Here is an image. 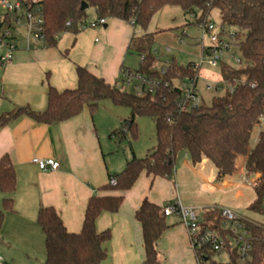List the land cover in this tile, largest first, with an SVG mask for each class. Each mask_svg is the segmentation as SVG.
Wrapping results in <instances>:
<instances>
[{
	"label": "trees",
	"instance_id": "obj_1",
	"mask_svg": "<svg viewBox=\"0 0 264 264\" xmlns=\"http://www.w3.org/2000/svg\"><path fill=\"white\" fill-rule=\"evenodd\" d=\"M24 0L28 7L34 5ZM92 6L96 18H119L133 29H145L152 15L165 5L177 6L183 15L193 16L194 22L203 25L212 9L220 15L219 26L231 33L232 43L239 52L238 67L225 61L219 63L220 80L231 82V90L212 96L209 104L203 100L197 108H181L177 103L182 95L177 85L198 76L200 68L193 61L186 64L176 62L171 56L163 64L153 51L156 32L132 35L126 51L143 56L134 70L157 79L158 85L152 92L141 95L125 91L115 84L94 74L84 65L76 64V83L73 87L58 90L47 87V105L36 111L20 106L0 113V126L8 120L26 115L36 122L57 123L80 113L86 106L94 111L98 102L109 99L117 106L129 110L128 121L122 120V127L111 130L109 136L136 135L135 117L147 116L154 123L155 145L143 157L132 156L118 172L108 173L107 182L100 186L103 193L92 195L84 208L81 227L68 231L53 206L40 207L36 222L44 234L45 257L43 264H101L106 257L105 242L110 230L97 231L95 219L103 211L116 212L122 201V192L132 186L141 172L171 179L173 177V154L185 151L191 163L206 158L214 167L216 181L231 176L237 170L239 157H245L244 173L253 177L254 200L248 208L264 216V130L249 150L252 128L259 123L264 108V0H38L43 17L44 46H55L57 36L65 31L77 33L85 22L86 13L81 3ZM15 13L5 12L1 19L12 25ZM188 21V20H187ZM189 22V21H188ZM65 53V52H64ZM125 68V66H121ZM160 68H165L160 73ZM115 183L111 184L109 179ZM15 189V174L8 155L0 156V191L4 194L0 207V226L5 210L12 209L11 194ZM143 198L134 212L142 234L144 259L139 264H160L157 241L169 227L162 206ZM250 230L251 249L248 257L241 259L231 223L224 227L218 206H214L200 227L218 231L225 245L220 250L204 248L194 253L197 264H264V222L240 218ZM226 250L228 259L217 261L216 253Z\"/></svg>",
	"mask_w": 264,
	"mask_h": 264
},
{
	"label": "crops",
	"instance_id": "obj_2",
	"mask_svg": "<svg viewBox=\"0 0 264 264\" xmlns=\"http://www.w3.org/2000/svg\"><path fill=\"white\" fill-rule=\"evenodd\" d=\"M132 35H136L135 29L126 21L106 18L104 24L94 28L60 33L55 46L30 39L16 42L10 59L0 62V113L20 106L45 109L48 85L58 90L73 87L76 64L86 66L110 84L116 85L120 78L124 86L121 66H125ZM6 53L0 46V58ZM120 107L102 99L94 111L84 106L77 115L57 123L36 122L19 115L0 126V156L8 155L15 174L12 209L4 211L0 226V264H37L32 257H45L44 234L36 222L39 208L53 206L65 228L78 231L87 200L103 193L100 186L107 182V174L123 169L132 156L139 157L132 148L129 156H107L112 151L110 118ZM122 120L125 118L118 121ZM36 158H52L59 166L41 170ZM244 162L245 157H239L236 172L216 181L214 167L206 158L193 164L181 150L173 154L171 179L141 172L122 192L118 210L103 211L95 219L97 231L110 230L101 264H139L144 259L141 227L134 219L143 198L156 204L178 200L185 207H227L224 196L232 199L235 191L252 189L262 180L248 181ZM258 175L261 173L255 177ZM3 197L0 191V207ZM253 200L254 196L247 200V207ZM166 217L169 227L157 241L160 264H197L179 216Z\"/></svg>",
	"mask_w": 264,
	"mask_h": 264
},
{
	"label": "rangeland",
	"instance_id": "obj_3",
	"mask_svg": "<svg viewBox=\"0 0 264 264\" xmlns=\"http://www.w3.org/2000/svg\"><path fill=\"white\" fill-rule=\"evenodd\" d=\"M4 13L5 8L0 5V18ZM85 13L86 22L93 21L96 17L92 6L87 7ZM208 20L213 22L216 26H219L220 15L217 9L211 10ZM182 31H184V34H182ZM143 32H156L152 46L153 49L156 50V55L162 64L171 56H174L176 62L179 64H186L189 61L197 62L201 55V47L209 45L207 35L204 34L202 27L194 22L193 16H184L181 9L173 5H165L157 10L152 15L145 29L140 27L135 28L136 35L142 34ZM178 36L181 37V41H179ZM220 37L221 39H226L227 35L220 32ZM25 40L26 33L24 27L22 24L17 25L14 41L24 43ZM220 52L222 53L221 59L223 61L230 66L238 67V63L232 59V56L234 58L239 57V52L234 43H231L228 50H220L218 55H220ZM203 58H206L205 53L203 54ZM138 63L139 58L137 54L128 52L124 65L130 68H137ZM220 79L219 65L211 67L207 63L202 64L199 70L197 87L206 104L210 103L212 96L221 95L225 91V82ZM206 83L211 86L217 84L219 88L211 87L207 89L205 87ZM116 86L118 88L122 87L125 91L135 93L133 86H121L120 78L117 79ZM117 110H119L118 113L112 112L110 118V122L112 123L111 130L122 127V122L118 121L119 118H125V120L128 121L129 110L126 107H120V109ZM125 110L127 114L124 115L123 112ZM135 124V136L128 133L125 137L118 134L110 137L112 151L107 156H129V154H131L130 149L132 148L137 156L143 157L151 150L152 146L155 145L153 121L147 116L140 115L135 117ZM261 130H264V119L253 126L249 139V147L253 146ZM253 177L255 178V176ZM247 179L248 181L251 180V182L254 180L252 177H248ZM246 185L249 186L250 184L247 183ZM235 193L236 195L232 199H225L224 196L225 205L241 216L258 222H264V216H261L247 207V200L254 196L252 189L246 187L243 188L242 191H235ZM165 218L167 219L168 217ZM41 257L42 256L39 255L32 258L33 261L35 260L37 264H39L42 263L44 259V257ZM21 258L23 257L21 256ZM214 258L217 261H226L228 259L227 251L222 250L216 253Z\"/></svg>",
	"mask_w": 264,
	"mask_h": 264
},
{
	"label": "built area",
	"instance_id": "obj_4",
	"mask_svg": "<svg viewBox=\"0 0 264 264\" xmlns=\"http://www.w3.org/2000/svg\"><path fill=\"white\" fill-rule=\"evenodd\" d=\"M33 7H28L24 4V0H0V5L5 8V12L15 13V18L12 21V25L6 24L0 18V46L6 49L5 56L0 58V62L4 63L11 57V52L16 48L15 30L16 26L22 24L25 29L27 41L30 39L34 42H41L44 39L43 32V17L41 7L38 5V0H30ZM105 17L95 18L93 21L84 22L79 26L80 30L94 28L97 25L105 23ZM204 34L207 35L209 45L201 47V55L197 62H194L195 67L201 68L203 63H207L211 67L219 65L221 59L220 50H228L232 43L231 33L223 31L222 27L216 26L210 20H207L205 24L201 25ZM220 32L227 35L226 39H221ZM184 34V31H182ZM179 41L181 37L178 36ZM154 53L156 50L153 49ZM206 54V58H203V54ZM139 63L142 62L143 56H139ZM232 59L239 64V58ZM160 73L165 72V68H160ZM121 74L124 77L123 84L133 86L135 93L141 95L145 91L152 92L158 85V81L155 78L136 72L134 69L122 68ZM198 76L192 77L177 84L182 91V95L178 100V105L181 108H197L200 106L203 98L197 87ZM207 89L211 87L219 88L217 84L205 85ZM233 87L231 82H225V88L231 90ZM259 122L264 119V108L258 117ZM35 162L41 170H55L59 164L52 158H36ZM111 184L115 181L113 178L109 179ZM214 207V206H213ZM213 207H185L178 200H173L168 204L162 206L161 214L164 216L175 214L179 216L182 224L185 226L189 243L194 253L202 251L208 247L212 250H220L225 245L223 236L216 230L209 228H201L199 222H201L205 216L210 212ZM222 217V223L224 227H227L231 223V230L233 232L232 244L237 246L241 259L248 257L249 250L251 249L250 230L245 226L244 222L240 218H245L240 214L232 211L228 207H219ZM1 261V257H0Z\"/></svg>",
	"mask_w": 264,
	"mask_h": 264
},
{
	"label": "water",
	"instance_id": "obj_5",
	"mask_svg": "<svg viewBox=\"0 0 264 264\" xmlns=\"http://www.w3.org/2000/svg\"><path fill=\"white\" fill-rule=\"evenodd\" d=\"M81 7L84 8V9H86L87 8V4L85 2H82L81 3Z\"/></svg>",
	"mask_w": 264,
	"mask_h": 264
},
{
	"label": "bare ground",
	"instance_id": "obj_6",
	"mask_svg": "<svg viewBox=\"0 0 264 264\" xmlns=\"http://www.w3.org/2000/svg\"><path fill=\"white\" fill-rule=\"evenodd\" d=\"M253 182V181H252Z\"/></svg>",
	"mask_w": 264,
	"mask_h": 264
}]
</instances>
